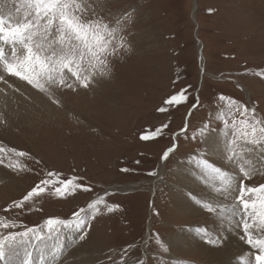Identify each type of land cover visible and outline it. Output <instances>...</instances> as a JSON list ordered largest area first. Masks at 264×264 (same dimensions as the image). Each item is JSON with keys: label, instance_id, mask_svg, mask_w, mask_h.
Returning a JSON list of instances; mask_svg holds the SVG:
<instances>
[{"label": "rangeland", "instance_id": "1", "mask_svg": "<svg viewBox=\"0 0 264 264\" xmlns=\"http://www.w3.org/2000/svg\"><path fill=\"white\" fill-rule=\"evenodd\" d=\"M75 2L85 21L114 26L120 20L123 28L117 42L123 37L124 47L108 57L107 74L97 72L89 87L53 88L59 107L47 96L43 106L22 96L16 111L0 107V218L18 225L0 230V235L35 230L18 237L14 249L6 246V258L20 256L34 238L45 246L52 237L59 252L52 264L238 263L243 247L253 249L241 227L242 216L251 210L241 208L236 194L222 210L210 205L209 211L202 206L208 204L197 203L193 194L200 185L184 169L197 168L206 160L228 170L239 184L264 185V168L245 178L233 168L232 157L245 152L264 161V144L253 146L239 139L246 126L240 121L251 118V112L247 118L241 116V106L254 109L256 119L264 121V78L257 75L264 72V0ZM3 3L14 12L12 17L24 19L27 8L22 0H0ZM199 46L206 73L200 82ZM185 89L186 102L166 104ZM205 125L208 129L201 135ZM184 128L187 132L181 131ZM142 135L150 138L142 140ZM210 138L215 141L210 143ZM223 138L228 156L221 155L224 147L218 150L214 145ZM173 146L176 150L154 187L161 157ZM49 171L60 173L61 179L75 176L92 191L76 189L60 198L50 189L22 209L12 207L48 178ZM115 187L127 192L112 191ZM100 196L107 205H116L115 210L109 212L103 204L88 207ZM258 196L246 194L245 199ZM81 209L79 229L67 246H61V225L49 231L45 221L55 218L67 224ZM225 212L237 224L236 239L228 245L224 235L204 232L213 226V217ZM214 231L215 227L210 232ZM257 252L246 264H255ZM6 258L0 264H27Z\"/></svg>", "mask_w": 264, "mask_h": 264}, {"label": "snow or ice", "instance_id": "2", "mask_svg": "<svg viewBox=\"0 0 264 264\" xmlns=\"http://www.w3.org/2000/svg\"><path fill=\"white\" fill-rule=\"evenodd\" d=\"M26 6L24 19L13 23L11 18L6 19L0 15V45L11 48L13 60L6 61L5 48L0 47V65L8 76L15 77L20 81L26 82L31 88L47 96L52 103L58 107L60 101L55 98L53 88H66L76 91V86L81 88L89 87L92 78L97 72L100 75L107 74L108 57L115 54L124 47L123 37H117L122 31L123 25L120 20L114 26L102 20L85 21L78 12L82 11L81 6L75 0H22ZM19 11V9H18ZM257 75L264 78V72ZM0 81L4 77L0 76ZM6 82V81H5ZM11 87V85H9ZM186 89L168 98L166 104L169 107L178 106L186 102ZM221 100L224 97H220ZM231 107V104L229 105ZM158 111H166L160 108ZM251 112V118L247 122L242 119L240 123L246 126L241 129L239 139L245 144L253 146L264 144V121L255 117V110L247 106H241V116L247 118ZM167 127V125H164ZM208 126L200 130L204 135ZM159 131V130H158ZM187 132V128L181 129ZM148 135H142V140H148ZM176 150V146L168 148L162 160H167L170 153ZM2 151V149H0ZM23 156L25 153L20 152ZM201 166L211 174L219 176L221 183L227 187L231 184V178L221 172L218 167H213L208 161H200ZM127 171V169H121ZM154 173H150L153 175ZM241 174L247 178L251 175L250 171L241 169ZM60 173L49 171L47 177L42 179L21 200L15 201L12 207L22 209L27 202L41 194L49 191L54 192L57 197L63 198L76 189L85 192L92 191L91 188L77 182L78 178L73 176L71 179H61ZM55 178V179H53ZM260 192L256 200L245 199V195ZM236 201L244 211H249L258 218L261 225H264V185L259 188L247 187L243 181L239 185V194ZM257 201L259 203H257ZM103 204L109 212L114 211L116 205H107L102 196L97 197L89 204V208H95ZM211 211L210 205H202ZM259 208V211L257 209ZM5 212L10 211L6 208ZM81 209L73 213L74 217H79ZM64 224V221L49 218L45 221L49 231L55 226ZM18 225L0 218V230L14 229ZM246 242L258 252L255 255V264H264V236L254 237L250 232L252 227L247 221L241 225ZM33 228H28L23 232L10 231L6 235H0V261L5 260L7 250L14 247L18 237H27L29 233H34ZM83 239V237H81ZM213 243V241H207ZM7 246V250H6Z\"/></svg>", "mask_w": 264, "mask_h": 264}, {"label": "bare ground", "instance_id": "3", "mask_svg": "<svg viewBox=\"0 0 264 264\" xmlns=\"http://www.w3.org/2000/svg\"><path fill=\"white\" fill-rule=\"evenodd\" d=\"M193 2H194V0H193ZM1 7H3V10H1L0 13L8 15L9 18L12 19L13 23H15L19 20L16 16L12 17V15H14V12L11 9H9V7L7 6L6 3L0 4V9H1ZM18 17L20 18V16H18ZM0 47L5 48L4 59L6 61H10V60L14 59L11 56V48L10 47L5 46V45H0ZM199 48H200V51H199L198 57L200 58L199 61H200V65L202 66L200 69V77L202 79V77L206 76V73L203 69L204 58H203V55L201 53V47L199 46ZM0 76L4 77V81H0V107L1 108H3V109L5 108L8 111H11L13 109L15 110V108L19 109L20 106H18V105L20 103V98L22 96L26 97L31 102H35L38 105L43 106V103L45 100V95L43 93L38 92L36 89L31 88L29 85L26 84V82L20 81L19 79L15 78V77L8 76L7 73L3 71L2 65H0ZM9 85H11V87ZM214 141L215 140L211 139L210 143H212ZM224 143H225V141L223 138V139H221V143L219 145H218V142H215L214 145L217 146L218 150H220L222 147L225 146ZM211 146H213V145H211ZM239 150H237V151H239ZM231 151L232 150H230V152ZM240 151H242V150H240ZM229 154L230 153H229L228 146L224 147L222 149L221 155H223V156L227 155L228 156ZM232 157H233V159L236 160V162L234 160V165L236 163V165H235L236 167L233 165V168H236L239 170L244 169L246 171H250L251 173L259 172L264 168V161L257 158L255 156V154L242 152V153L238 154L237 156L234 155ZM2 159H3V156H2V154H0V174H1V168H2V166H1ZM166 161L167 160H161V162H160L159 169H158L157 174H156V180L153 181V183H152L154 185V187H156V183L159 181V179L162 176V172L164 170V166H165ZM217 166H213V167H217ZM4 167H6V166H4ZM184 172H185V175L190 176L191 179L193 177L195 179V181H197V183L200 185V187L198 188V191H197L198 194L197 195L193 194V196H195V198L197 199L198 204L199 203L208 204V205L217 207V211L218 210L220 211V210H222L223 205L230 203L231 199H233L232 198L233 196H235L236 194H239V185L240 184L238 183L236 177L234 175L230 174L228 172V170H226V169H221V172L227 174V176L231 178V184L227 187H225L221 183L219 176H217L215 174H211L210 170L206 171L200 165H198L197 168H194V169H192V166H190L187 168V170L184 169ZM112 191H118L120 193L127 192L126 189H120L117 187L113 188ZM152 193H154V190L150 189V194H152ZM256 193L260 196L259 191H257ZM257 211H258V209H257ZM234 219L232 218V215L230 213L225 212L222 216L219 214V217H213L211 219V220H213V221H211L213 226L209 227L208 231L204 230V232H208V234L219 235V237H220V235H224L225 236L224 239L227 241L226 245H228V243H231L236 239L234 226H236L237 224L235 223ZM81 220H82V216L76 217L75 219H73L72 222H69L67 224H62L60 226L62 228V230H61L62 233L60 236L61 237V241H60L61 246H63V245L67 246L68 245V242H69L68 239L70 238V236L72 234H74L79 229L78 226L82 222ZM242 220L244 222L247 221L252 227L254 225V227H253L254 233H252L254 235V237L264 236V225H261L259 223L258 218L255 216V214H253L252 212L249 213L248 216L245 214V217L242 216ZM77 224H78V226H77ZM214 227H215V231L213 233H211L210 231ZM256 227H257V229H256ZM191 233L192 232L190 231V234H189L190 238L192 236ZM185 238L188 240V237L185 236ZM213 238L214 237H212V239ZM48 239L50 240V243H47L45 246H43L42 245L43 241L39 242L38 238H34L32 240V243L28 244V248L21 251L20 256L17 255L19 253L11 254V256H8L9 258H6V260H8V261H9V259L12 261L19 260L20 263H21V261L24 260V261H26L27 264H33L32 260H34L35 264H52L55 261L54 259L58 256L59 252H57V250H58L57 245L54 243V240H52V237L48 238ZM218 243H219V241H218ZM38 244H40V246ZM243 248L244 249L242 250V253L240 254L241 258L238 259V263H232V264H241V263L246 264V263H248L253 258L252 257L253 255H251L253 253V251L257 250V249H255V250L249 249L247 247H243ZM38 254H39V257H38ZM12 257H15V258H12ZM220 261H221V259H220ZM2 262L3 261H0V263H2ZM58 264H59V262H58Z\"/></svg>", "mask_w": 264, "mask_h": 264}, {"label": "water", "instance_id": "4", "mask_svg": "<svg viewBox=\"0 0 264 264\" xmlns=\"http://www.w3.org/2000/svg\"><path fill=\"white\" fill-rule=\"evenodd\" d=\"M191 20H192L193 23H195V19H194V15H193V14H191ZM196 27H197V26H196ZM196 27H195V28H196ZM196 31H197V28H196ZM196 41H197V40H196ZM197 42L199 43V41H197ZM199 51H200V49H199V47H198V53H199ZM197 60H198V62H199L198 64H199V71H200V69H201L202 66L200 65L199 57H198ZM200 81H201V78L199 79V82H200ZM199 85H200V83H199Z\"/></svg>", "mask_w": 264, "mask_h": 264}]
</instances>
